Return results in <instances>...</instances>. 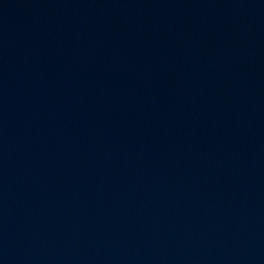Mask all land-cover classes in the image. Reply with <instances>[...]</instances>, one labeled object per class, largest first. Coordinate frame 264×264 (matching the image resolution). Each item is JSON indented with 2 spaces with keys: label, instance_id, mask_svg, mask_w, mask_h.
Wrapping results in <instances>:
<instances>
[{
  "label": "water",
  "instance_id": "water-1",
  "mask_svg": "<svg viewBox=\"0 0 264 264\" xmlns=\"http://www.w3.org/2000/svg\"><path fill=\"white\" fill-rule=\"evenodd\" d=\"M0 264H264V0H0Z\"/></svg>",
  "mask_w": 264,
  "mask_h": 264
}]
</instances>
